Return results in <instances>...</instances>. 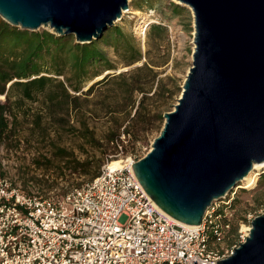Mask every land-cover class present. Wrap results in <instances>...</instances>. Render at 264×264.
Masks as SVG:
<instances>
[{
	"label": "water",
	"instance_id": "obj_1",
	"mask_svg": "<svg viewBox=\"0 0 264 264\" xmlns=\"http://www.w3.org/2000/svg\"><path fill=\"white\" fill-rule=\"evenodd\" d=\"M177 1L193 14L192 64L159 134L132 168L162 211L197 225L212 202L264 162V0ZM129 8V0H0V17L85 43ZM216 264H264V214Z\"/></svg>",
	"mask_w": 264,
	"mask_h": 264
},
{
	"label": "built area",
	"instance_id": "obj_2",
	"mask_svg": "<svg viewBox=\"0 0 264 264\" xmlns=\"http://www.w3.org/2000/svg\"><path fill=\"white\" fill-rule=\"evenodd\" d=\"M147 12L153 16L154 8ZM144 23L132 28L143 43ZM113 159L109 155L96 176L60 197L28 193L0 176V264H216L264 214H244L238 244L228 245L239 186L212 202L199 224L178 226L145 191L135 161L110 167Z\"/></svg>",
	"mask_w": 264,
	"mask_h": 264
},
{
	"label": "trees",
	"instance_id": "obj_3",
	"mask_svg": "<svg viewBox=\"0 0 264 264\" xmlns=\"http://www.w3.org/2000/svg\"><path fill=\"white\" fill-rule=\"evenodd\" d=\"M152 2L136 0L133 5L140 8L146 4L145 10L151 8ZM174 8L178 11L180 7L174 4ZM157 31L160 26L151 25L149 39ZM131 35L114 24L90 42L79 43L74 35L30 31L0 17V95L4 96L0 100V142L14 136L19 117L26 115L25 104L42 100L46 113H36L33 118L37 127L47 121L42 126L41 137L50 135L47 128L52 126L57 134L65 133L77 139V147L86 158L79 160L74 151L52 143L53 155L62 163V169L90 180L98 174L103 157L120 150L124 153L153 131H160L166 109L150 104L149 100L170 98L171 93L162 86L151 93L157 74L148 52L146 62L127 71L103 75L97 70L103 67L107 72L115 68L107 59L105 48H111L127 66L142 59ZM100 86L105 87L103 92L90 98ZM90 117L105 120L107 126L102 136L98 137L90 126ZM122 135L128 137L129 145L123 143ZM85 146L100 156L91 157ZM61 171L59 174H63ZM246 182L239 187H249V179ZM237 197L233 199L234 207ZM243 218L244 214L234 218L226 244L238 242L237 226Z\"/></svg>",
	"mask_w": 264,
	"mask_h": 264
},
{
	"label": "rangeland",
	"instance_id": "obj_4",
	"mask_svg": "<svg viewBox=\"0 0 264 264\" xmlns=\"http://www.w3.org/2000/svg\"><path fill=\"white\" fill-rule=\"evenodd\" d=\"M135 1L136 0H129V12L125 13L115 24L119 25L130 35L134 26H138L145 22L142 27L147 24V26L144 27L146 30L149 25L144 43L134 36L133 33L131 35L132 42L139 47L141 51L142 59L127 66L121 63V60H119V57L111 48H105L107 59L115 68L106 70L107 72L103 70V67H99L97 70L103 75L108 73L114 75L119 72L127 71L146 62L148 60L146 57L148 52L151 62L155 64L153 69L157 74L151 93L157 86H162V88L171 93L170 98H154L149 100V103L161 106V109H166L165 112L170 111L177 102L185 76L192 64V52L194 49V19L192 10L188 6L175 2L174 0H152L151 8H154V13L153 16H148V9L144 10L147 5L143 4L140 8H136L133 5ZM174 4H178L180 7L178 11H175ZM152 17H154L153 20H156V23L150 19ZM151 25L160 26V31H157L154 36H151V39H149ZM38 30L51 31L46 26H41ZM94 80H96V78ZM90 83L91 82L83 87V90H85ZM102 86H100V90L94 91L89 97L99 96V93L103 92L105 89V87ZM3 99L4 96L0 95V100ZM43 106L42 100L34 103L27 102L25 104L26 115L19 117L14 136L12 135L0 142V175L7 176L28 193L60 197L68 189L80 185L88 179L66 169H62V163L53 155L52 145L55 144L74 151L79 160L86 158V155L77 147V139L65 133H61L60 135L57 134L53 131L54 128L52 126H50L51 128L49 129L47 128L50 135L41 137V132H43L42 126H45L47 121L44 120V124H42L41 127H37V125L34 124L33 118L36 113H46ZM89 124L94 128L98 137L102 136L107 126L105 120L92 117L89 119ZM159 132L160 131H153L146 136L145 139L137 142L133 147L134 150L133 148H129L128 151L124 153L120 150L115 154H111V156L117 159L128 158L127 160L136 161L146 154L153 139ZM127 138V136H121V139L124 140V144H128ZM85 148L88 151V155L91 157L94 156L93 158H98L100 156L97 151L91 150L90 147L85 146ZM108 156L109 155L103 157L99 171L106 162ZM48 161L51 162L48 163ZM262 168H264V166L253 170L252 174L249 176V187L245 189L237 187L236 196L238 197L235 203V218L247 212L264 209V171L262 172ZM60 171L63 172V174H59ZM257 177L258 181L254 184ZM242 182L247 184L246 180ZM238 228L239 225L237 226V229ZM236 244H238V242Z\"/></svg>",
	"mask_w": 264,
	"mask_h": 264
},
{
	"label": "bare ground",
	"instance_id": "obj_5",
	"mask_svg": "<svg viewBox=\"0 0 264 264\" xmlns=\"http://www.w3.org/2000/svg\"><path fill=\"white\" fill-rule=\"evenodd\" d=\"M175 2H179V1H177V0H174ZM137 12V11H136ZM100 77H102V74L100 75V76H98L97 78H100ZM125 161H128V162H131L132 160H121L120 158H118V159H113V160H111V162L110 163H108L109 164V166L110 167H122L124 164V162ZM127 163V162H126ZM262 166H264V162H261V163H254L253 164V166H252V169L249 171V173L242 179V181L243 180H248L249 179V176L252 174V172H253V170L255 169V168H260V167H262ZM176 222V224L178 225V226H191V225H188V224H184V223H182V222H179V221H175Z\"/></svg>",
	"mask_w": 264,
	"mask_h": 264
}]
</instances>
